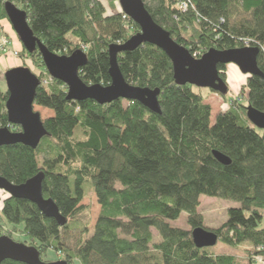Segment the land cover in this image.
<instances>
[{"label":"trees","instance_id":"trees-1","mask_svg":"<svg viewBox=\"0 0 264 264\" xmlns=\"http://www.w3.org/2000/svg\"><path fill=\"white\" fill-rule=\"evenodd\" d=\"M110 1L115 9L119 0ZM144 1L159 26L193 56L211 49L259 48L263 76H246L241 95L247 104L233 99L211 121L212 107L202 89L177 85L173 62L148 43L122 53L118 63L129 84L161 90L160 114L126 99L103 105L69 100L68 87L50 76L40 50L25 48L22 57L43 70L37 75L41 86L35 107L53 115L43 120L48 135L37 149L20 143L0 146V176L20 185L43 173L44 197L55 201L67 223L61 227L33 202L0 190V236L15 240L21 233L27 239L15 241L35 246L44 262L50 251L70 264L264 260V130L249 121L247 112L252 106L264 113V0H182L186 11L178 0ZM6 2L28 13L33 34L50 52L85 54L80 76L88 86H110L111 45L141 32L122 11L109 14L102 0H0V26L10 24ZM218 70L230 88L226 66ZM45 76L51 79L48 86ZM8 98V90L0 89V128L17 133L21 128L9 122L6 111ZM215 151L231 163H221ZM91 194L101 207L93 229L91 206L83 204ZM205 196L238 206L227 210L225 223L210 228L199 211ZM184 213L190 229L172 224ZM199 227L228 246L249 244L245 259L198 248L191 233Z\"/></svg>","mask_w":264,"mask_h":264},{"label":"water","instance_id":"water-1","mask_svg":"<svg viewBox=\"0 0 264 264\" xmlns=\"http://www.w3.org/2000/svg\"><path fill=\"white\" fill-rule=\"evenodd\" d=\"M122 12L139 26L141 32L133 35L122 45L112 44L110 53V86L98 84L88 86L81 76L80 70L86 64L85 54L79 50L72 55L63 56L50 52L45 45L33 34L28 21V13L19 9L14 3L6 2L5 12L8 16L20 42L30 53L40 50L44 57V64L50 76L63 82L68 87V99L77 102L95 100L100 105L110 104L116 100L138 101L156 114L161 113L159 97L161 90L141 88L128 83L120 70L118 57L122 53L133 52L145 43L157 46L164 51L173 62L175 83L177 85H193L197 88L213 90L224 96L230 93L229 86L220 76L218 68L234 65L247 77L263 76L259 68L260 49L244 47L242 49L216 50L211 49L199 58L192 55L189 49L180 45L171 34L163 29L151 17L145 7L144 0H120ZM9 98L6 105L9 122L19 126L20 132H13L9 127L0 128V146L17 145L18 143L37 149L41 140L48 135L45 130L41 113L35 110V98L41 80L28 67H15L5 72ZM249 121L258 129L264 130V113L252 106L247 107ZM215 157L225 164L231 161L218 151ZM45 175L43 173L30 179L26 183L15 185L0 176V190L13 198L33 202L47 218L56 219L61 227L67 223L52 199L44 197ZM194 244L198 248L215 247L219 241L218 235L204 228L192 230ZM6 260L25 264H70L68 261L58 260L47 262L42 260L41 251L35 246L15 241L6 235L0 236V264Z\"/></svg>","mask_w":264,"mask_h":264},{"label":"rangeland","instance_id":"rangeland-1","mask_svg":"<svg viewBox=\"0 0 264 264\" xmlns=\"http://www.w3.org/2000/svg\"><path fill=\"white\" fill-rule=\"evenodd\" d=\"M103 3L106 6V9L109 11L108 13L110 14V12L116 11L117 12H121V6L119 1H117L115 3V5L117 6V8L115 7V9H113V7H111V1L110 0H102ZM9 24V23H8ZM10 25V24H9ZM11 34H7L5 32H3V29H1L0 27V44H2L5 40V36H7L6 39L11 41V44H9L10 49L9 52H3L0 53V89L3 90L4 92L7 91V82L5 79V72L10 70V69H14V67H29L31 68L32 72L37 76L39 74H41V72L43 70H41L38 67H35L32 60L30 58H24L22 57L23 52H24V46L22 45V43L20 42V39L18 37V35H16L12 25H11ZM10 38V39H9ZM15 52L19 53V56L16 55ZM226 72H228V69L226 68ZM48 72V71H47ZM48 74V73H46ZM242 77L239 73L237 72H233V75L230 76L228 82L231 83V88H230V94L229 96H221V94L210 91L208 89L205 88H200L202 89V91L206 94L205 96H207L205 98V102L210 104L212 107V119L211 121H215L216 116L220 113L223 112V110H226L229 105H230V101H232L233 99H238L240 98V101L242 104H247V101H245V97L243 95H241V93L243 92V87L246 84V76L242 81ZM51 79L50 77L45 76V79L43 81V84L48 86V84L50 83ZM196 91H200L199 88L195 87L194 88ZM35 110L41 113L42 115V120L47 119L51 114L53 115V111L52 110H47V109H42L39 106L35 107ZM202 204L201 207L199 208V211L203 214L204 217V221L206 222V225L210 228H217L218 226L222 225L223 223H225V221L227 220L228 217V209L231 207H235L238 206L237 203L231 201V200H222L219 198H210V197H202L201 199ZM83 204L85 205H89L91 206V217H92V226L91 229H93V226L95 225L97 218H98V214L100 212V205H98V201H97V197H95V195L91 194L89 197H87ZM188 214L184 213L181 218L177 221H173L172 224H174L175 226H178L182 229H190V224L188 223ZM154 233L156 234L155 230ZM72 239L73 242H75V239L77 237V235L72 234ZM26 240L27 238L20 234H15V240ZM70 245L72 247H74V243H70ZM250 248L249 244H242L240 245V247H232V246H228L227 244L218 241L217 245L215 247H212V251L214 252V254L218 255V254H226V255H234L237 258L241 259H245V255L246 253V249ZM60 255L56 254V252L54 251H50L47 255L46 258H44L47 261L50 262H56L59 259ZM60 260V259H59ZM257 262H259L260 264H264V260H257Z\"/></svg>","mask_w":264,"mask_h":264},{"label":"crops","instance_id":"crops-1","mask_svg":"<svg viewBox=\"0 0 264 264\" xmlns=\"http://www.w3.org/2000/svg\"><path fill=\"white\" fill-rule=\"evenodd\" d=\"M116 8H117V6H116ZM0 27H1V29H3V32L7 33L8 35L11 34V30H10L11 29V25H9L7 22H3ZM227 69H228V80H229L230 76L233 75V72H237V73H239L242 76L240 78H242L241 82H243V79L245 78V75H242L241 71L236 66H234L232 64V65L227 66ZM230 84L231 83H229V85ZM230 88H231V85H230ZM254 264H260V263L256 261V263H254Z\"/></svg>","mask_w":264,"mask_h":264},{"label":"built area","instance_id":"built-area-1","mask_svg":"<svg viewBox=\"0 0 264 264\" xmlns=\"http://www.w3.org/2000/svg\"><path fill=\"white\" fill-rule=\"evenodd\" d=\"M179 1V6L182 8L183 11H186V9L188 8L187 3L182 1V0H178ZM7 36H5V40H3L4 42L2 44H0V53L9 52L10 46L9 44H11V41L6 39ZM10 39V38H9ZM17 56H19L18 52H15ZM196 58H198L197 56H195Z\"/></svg>","mask_w":264,"mask_h":264},{"label":"flooded vegetation","instance_id":"flooded-vegetation-1","mask_svg":"<svg viewBox=\"0 0 264 264\" xmlns=\"http://www.w3.org/2000/svg\"><path fill=\"white\" fill-rule=\"evenodd\" d=\"M226 68H227V66H226ZM227 75H228V72H227Z\"/></svg>","mask_w":264,"mask_h":264}]
</instances>
